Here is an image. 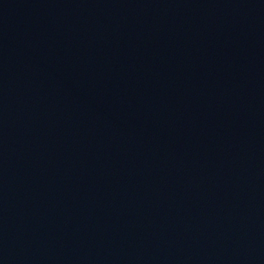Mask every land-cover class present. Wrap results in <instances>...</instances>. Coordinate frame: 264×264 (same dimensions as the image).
<instances>
[{"label":"water","instance_id":"water-1","mask_svg":"<svg viewBox=\"0 0 264 264\" xmlns=\"http://www.w3.org/2000/svg\"><path fill=\"white\" fill-rule=\"evenodd\" d=\"M0 264H264V0H0Z\"/></svg>","mask_w":264,"mask_h":264}]
</instances>
